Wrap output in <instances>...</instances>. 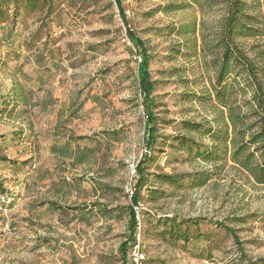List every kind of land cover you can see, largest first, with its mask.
Here are the masks:
<instances>
[{
  "label": "rangeland",
  "instance_id": "obj_1",
  "mask_svg": "<svg viewBox=\"0 0 264 264\" xmlns=\"http://www.w3.org/2000/svg\"><path fill=\"white\" fill-rule=\"evenodd\" d=\"M183 1H122L128 25L148 47L155 82L163 141L146 169L150 179L206 167L170 147V138L184 133L182 120L212 117L209 104L195 98L211 91L212 56L201 54L198 35L187 39L173 29L194 22L199 29L201 20L211 29L216 14L201 15L187 1L164 9ZM246 1L264 28V0ZM17 10L0 20V155L17 161H0V264H120L128 192L145 150L135 75L140 57L114 0H53L44 10L22 4ZM249 41L264 47V34ZM16 84L29 103L13 111L8 100ZM77 152L88 154L80 164ZM218 166L195 187L154 183L166 194L136 208L142 258L134 264H244L232 236L215 222L234 228L252 259L264 257V185L230 161ZM248 214L256 215L237 220ZM163 216L201 223L188 241L171 240L159 235Z\"/></svg>",
  "mask_w": 264,
  "mask_h": 264
},
{
  "label": "trees",
  "instance_id": "obj_2",
  "mask_svg": "<svg viewBox=\"0 0 264 264\" xmlns=\"http://www.w3.org/2000/svg\"><path fill=\"white\" fill-rule=\"evenodd\" d=\"M122 1L114 0V3L125 25L126 36L133 46V52L140 57V61L136 64L135 75L145 117L143 123L145 150L135 166L133 191L128 196L129 203L126 205L127 235L117 250L120 264H134L129 255L137 244L139 220L136 208L139 209V203L143 200L156 201L165 195L166 190L158 186L168 185L176 188L185 183L192 187L198 186L206 182L214 170L221 167L218 165L224 164L225 161H230L254 183L264 185V47H261L259 41L253 43L249 41L262 36L264 28L259 13L246 0H184L182 4L169 3L164 6L167 11L174 10L183 8L184 2L187 1L190 5H194L201 15L216 14L215 25L211 29L206 27L202 20L198 22L199 29L195 22L173 29L187 39L189 35H198L201 54L204 55L206 52L212 56L211 91L195 95L202 104H209L212 117L200 121L182 120L180 126L184 133H177L170 138V147L175 148L188 159L202 160L206 167L180 173L158 172L153 174V179H150L146 169L152 161L156 146L162 144L159 141H163V136L158 134L157 117L153 110L155 82L151 79L149 71L148 47L128 25ZM52 3L53 0H0V20L4 21L9 13L11 18L16 17L20 4L30 9L44 10ZM10 5H13V8L9 11ZM52 9L51 7L49 11L51 12ZM205 30L209 34L204 33ZM8 102L13 111H16L20 105L26 107L29 99L22 87L16 84ZM9 110H5L3 115L11 114ZM192 132L207 140L191 136ZM106 134L109 136L112 133ZM2 139L0 135V140ZM87 155L86 152H77L73 160L80 164L88 157ZM0 161L17 163L16 160L5 155H0ZM4 191L0 181V194L2 195ZM255 215H244L237 217V220L245 222L247 219L255 218ZM157 221L163 225L159 235L171 240L184 241L192 237L193 230L199 228L201 223L200 218L181 219L168 216H163ZM215 223L232 236L241 262L264 264V257L252 259L248 256L234 228L223 222ZM139 250L141 251L140 248Z\"/></svg>",
  "mask_w": 264,
  "mask_h": 264
},
{
  "label": "built area",
  "instance_id": "obj_3",
  "mask_svg": "<svg viewBox=\"0 0 264 264\" xmlns=\"http://www.w3.org/2000/svg\"><path fill=\"white\" fill-rule=\"evenodd\" d=\"M139 58V57H138ZM140 61V58L138 59V62ZM132 188L129 190V194H132ZM133 255L130 254L131 259L133 260L134 263H137L139 258H142V252L139 250V248L136 246L135 249L132 250Z\"/></svg>",
  "mask_w": 264,
  "mask_h": 264
}]
</instances>
